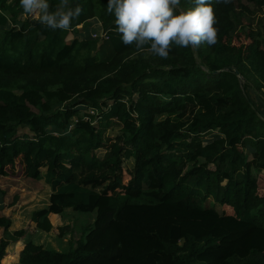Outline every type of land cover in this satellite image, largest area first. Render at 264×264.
I'll use <instances>...</instances> for the list:
<instances>
[{"label": "trees", "instance_id": "obj_1", "mask_svg": "<svg viewBox=\"0 0 264 264\" xmlns=\"http://www.w3.org/2000/svg\"><path fill=\"white\" fill-rule=\"evenodd\" d=\"M244 1L264 7L213 0L217 43L162 59L122 42L108 0H69L84 12L68 31L0 0V175L54 178L35 230L64 236L52 218L66 208L95 214L68 250L1 214L0 264L12 244L17 264H264V114L248 91L264 88V29H242Z\"/></svg>", "mask_w": 264, "mask_h": 264}, {"label": "clouds", "instance_id": "obj_2", "mask_svg": "<svg viewBox=\"0 0 264 264\" xmlns=\"http://www.w3.org/2000/svg\"><path fill=\"white\" fill-rule=\"evenodd\" d=\"M194 7L182 9L180 0H108L107 10L115 15V31L121 34L125 45H135L167 59L173 44L198 49L217 43V29L213 0H193ZM217 3L221 0H216ZM228 3L229 0H223ZM24 13L35 15L40 23L51 30L68 31L72 21L79 18L84 9L72 7L69 0L50 11L48 0H19Z\"/></svg>", "mask_w": 264, "mask_h": 264}, {"label": "rangeland", "instance_id": "obj_3", "mask_svg": "<svg viewBox=\"0 0 264 264\" xmlns=\"http://www.w3.org/2000/svg\"><path fill=\"white\" fill-rule=\"evenodd\" d=\"M244 3L249 7L250 12L242 13V29L245 32L250 31L251 29H261V31H263L264 7L257 9L248 1H244ZM259 21H262V23L259 24ZM92 23L96 24L97 22L92 21ZM96 31H90L91 38H95L102 32ZM252 79L253 77L251 76V82H253ZM248 91L250 98L257 105L258 110L264 114V88L257 89L253 83V85L249 86ZM192 110L193 106L188 105L187 114L190 115ZM161 118L162 117H158V119ZM26 131L27 130L24 128L20 129V133H24ZM103 134L108 137V140L106 141V145L108 146L110 145V142L115 141V137L117 135L121 134V126L113 125L110 129L105 130ZM131 161L127 162L125 160V164L131 165ZM45 170V167L40 168V179H31L30 177L24 176L19 166L10 170L7 176L0 175V215L4 214L11 217V225L9 227L10 231L26 229V227L28 228V226H30L26 234L27 239H31L33 242L41 244L46 248L68 250L70 245L82 235L83 230L89 227V224L92 222L95 214L94 212H75L71 208H66L63 213L65 215V221L59 217H57L56 220L52 218L54 225H66L64 236H59L57 230H50L48 232L35 230L34 223H31L32 212L36 209L47 206L49 203L50 193L57 187L54 178L50 179ZM262 173H264V171H262ZM214 207L221 211V207L218 204H214ZM1 236L2 228L0 227V237ZM26 238L22 239V241L26 240ZM68 239L71 240V243H69ZM16 246L17 245L13 244L10 245L8 248L10 255L13 253L15 254ZM10 255L5 258V264H8L9 261L17 264L16 260L8 258Z\"/></svg>", "mask_w": 264, "mask_h": 264}, {"label": "built area", "instance_id": "obj_4", "mask_svg": "<svg viewBox=\"0 0 264 264\" xmlns=\"http://www.w3.org/2000/svg\"><path fill=\"white\" fill-rule=\"evenodd\" d=\"M95 36V35H94ZM97 36H100V38H106V33L104 31H102L99 35ZM94 111H91V113H93Z\"/></svg>", "mask_w": 264, "mask_h": 264}, {"label": "crops", "instance_id": "obj_5", "mask_svg": "<svg viewBox=\"0 0 264 264\" xmlns=\"http://www.w3.org/2000/svg\"><path fill=\"white\" fill-rule=\"evenodd\" d=\"M9 247H10V246H9ZM9 247H8V248H9ZM8 264H15V262L11 263V261H9Z\"/></svg>", "mask_w": 264, "mask_h": 264}, {"label": "water", "instance_id": "obj_6", "mask_svg": "<svg viewBox=\"0 0 264 264\" xmlns=\"http://www.w3.org/2000/svg\"><path fill=\"white\" fill-rule=\"evenodd\" d=\"M236 72V74H238V71H235Z\"/></svg>", "mask_w": 264, "mask_h": 264}]
</instances>
